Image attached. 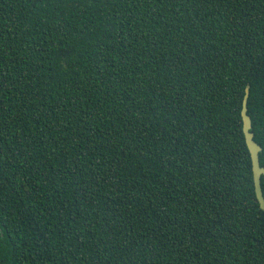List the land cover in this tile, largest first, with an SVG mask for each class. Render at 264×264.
Segmentation results:
<instances>
[{"label":"trees","instance_id":"obj_1","mask_svg":"<svg viewBox=\"0 0 264 264\" xmlns=\"http://www.w3.org/2000/svg\"><path fill=\"white\" fill-rule=\"evenodd\" d=\"M246 88L264 0H0V264H264Z\"/></svg>","mask_w":264,"mask_h":264},{"label":"water","instance_id":"obj_2","mask_svg":"<svg viewBox=\"0 0 264 264\" xmlns=\"http://www.w3.org/2000/svg\"><path fill=\"white\" fill-rule=\"evenodd\" d=\"M248 88L245 90V95L242 104L241 110V117L243 122V134L245 138V143L250 153L251 164H252V173H253V183H254V190L256 199L261 207L264 210V198L262 194L261 184H260V177L264 174V169L259 165V158L258 153L260 151V147L258 144L253 140V134L250 132L251 129V120L247 115V98H248Z\"/></svg>","mask_w":264,"mask_h":264}]
</instances>
